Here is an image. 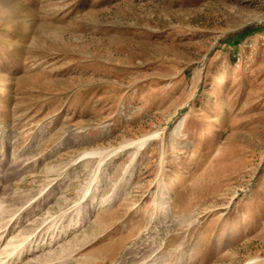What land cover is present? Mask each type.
I'll return each mask as SVG.
<instances>
[{
    "label": "rangeland",
    "instance_id": "rangeland-1",
    "mask_svg": "<svg viewBox=\"0 0 264 264\" xmlns=\"http://www.w3.org/2000/svg\"><path fill=\"white\" fill-rule=\"evenodd\" d=\"M0 205L19 264H264V0H0Z\"/></svg>",
    "mask_w": 264,
    "mask_h": 264
},
{
    "label": "bare ground",
    "instance_id": "bare-ground-1",
    "mask_svg": "<svg viewBox=\"0 0 264 264\" xmlns=\"http://www.w3.org/2000/svg\"><path fill=\"white\" fill-rule=\"evenodd\" d=\"M140 142V141H139ZM141 145V144H140ZM136 146H137V143H136ZM139 146V145H138ZM1 206V205H0ZM6 233L5 232H3L2 234H0V254L2 253H6L7 254V257H4V258H6V259H0V264H19L18 262L20 261V257H19V254L21 253L22 254V252H20L19 254H16L15 253V249H14V247H11V240L10 239H12L11 237H10V239L8 238V239H6L5 240V237H6V235H5ZM12 241H13V239H12ZM15 243V242H14ZM10 247L11 248H13L14 250H12V249H10ZM17 248V247H16ZM20 250V249H19ZM17 251V250H16ZM23 251V250H22ZM18 253V252H17ZM20 254V255H21ZM2 256H4V255H2ZM6 256V255H5ZM22 256V255H21ZM241 264H249V262L248 261H246V262H243V263H241Z\"/></svg>",
    "mask_w": 264,
    "mask_h": 264
}]
</instances>
